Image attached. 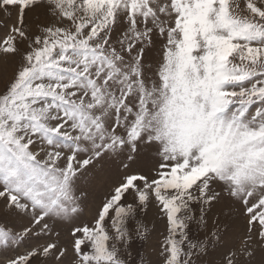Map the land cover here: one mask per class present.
<instances>
[{
	"label": "snow or ice",
	"instance_id": "obj_1",
	"mask_svg": "<svg viewBox=\"0 0 264 264\" xmlns=\"http://www.w3.org/2000/svg\"><path fill=\"white\" fill-rule=\"evenodd\" d=\"M0 12V216L23 221L0 227V246L46 238L7 264H152L133 256L150 205L166 222L159 264H218V249L219 264H264V0ZM112 165L125 174L81 222Z\"/></svg>",
	"mask_w": 264,
	"mask_h": 264
},
{
	"label": "rangeland",
	"instance_id": "obj_2",
	"mask_svg": "<svg viewBox=\"0 0 264 264\" xmlns=\"http://www.w3.org/2000/svg\"><path fill=\"white\" fill-rule=\"evenodd\" d=\"M9 11L12 12L13 18L16 15L17 9L11 7ZM4 18V13L0 12V19ZM40 19L43 21L45 16L41 11ZM26 20L29 22H34L35 14L29 12L26 16ZM4 31L0 30V38L4 36ZM19 59L18 57L16 58ZM4 57L0 54V70L3 68ZM13 65L9 66L8 75L12 74ZM2 87V85H0ZM259 105L254 104L249 106L250 111H254ZM137 167L136 165L133 166ZM143 170V169H142ZM125 174L123 168H118L116 165H112L111 168L107 171V174L100 179L96 180L93 185L90 187L89 200L87 206L84 208L83 215L81 216V222H88L91 219V214L95 212L96 206L103 202L106 196L111 190L112 184L118 182L122 176ZM128 200H131V197H128ZM127 202V201H126ZM2 203V200H0ZM237 236L244 233L246 226V217L242 214L239 208L233 213ZM151 234L146 243L141 247L140 245L133 246V256L135 257L136 251L139 250L140 254L144 257L145 261L149 259L152 261V264H159V247L160 243L163 241L164 235H166V222L159 215L157 208L154 205H150L147 211V216L144 218ZM23 221H20L14 217H4L0 216V227H6L9 230L20 231ZM55 231L60 232V242L66 240V232L63 228L57 227ZM52 240H56V236L53 234L51 237ZM46 242V238H37L36 236H29L19 243H12L5 246H0V264H7L9 259H14L17 256L26 254L31 248L36 247L38 244H43ZM223 249H218L211 253V255L206 259H214L218 262L221 258ZM32 264H37L36 260L32 261Z\"/></svg>",
	"mask_w": 264,
	"mask_h": 264
}]
</instances>
